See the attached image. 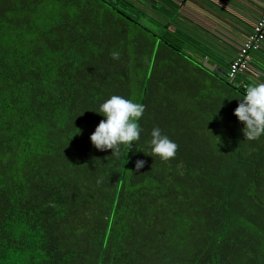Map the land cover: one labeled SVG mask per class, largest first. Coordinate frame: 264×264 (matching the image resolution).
<instances>
[{
	"label": "trees",
	"instance_id": "1",
	"mask_svg": "<svg viewBox=\"0 0 264 264\" xmlns=\"http://www.w3.org/2000/svg\"><path fill=\"white\" fill-rule=\"evenodd\" d=\"M180 6L0 0V264H264V136L225 98L251 82ZM111 95L144 105L119 158L89 140Z\"/></svg>",
	"mask_w": 264,
	"mask_h": 264
},
{
	"label": "clouds",
	"instance_id": "2",
	"mask_svg": "<svg viewBox=\"0 0 264 264\" xmlns=\"http://www.w3.org/2000/svg\"><path fill=\"white\" fill-rule=\"evenodd\" d=\"M111 56L113 59H119L118 52H112ZM225 98L229 100L235 98L238 101L233 115L238 122L243 123L241 130L244 139L253 141L264 136V83L249 85L240 98ZM93 112L104 117L89 136L90 143L95 149L99 151L110 149V155L119 158L122 147L126 152L135 147V142L140 139L142 131L138 121L144 112L143 104L119 95H111L99 104L97 111ZM148 147L149 156L155 155L161 161H168L176 155V143L162 134L159 127H153L151 130ZM143 165V160H137L134 167L140 169Z\"/></svg>",
	"mask_w": 264,
	"mask_h": 264
},
{
	"label": "crops",
	"instance_id": "3",
	"mask_svg": "<svg viewBox=\"0 0 264 264\" xmlns=\"http://www.w3.org/2000/svg\"><path fill=\"white\" fill-rule=\"evenodd\" d=\"M176 1H181L179 10L182 17L202 30L219 51L220 58L227 62L234 57L238 46L250 32L253 21L264 10V0ZM258 51L253 53L249 70L244 73L251 84L264 83V42ZM217 66L214 68L224 74V68Z\"/></svg>",
	"mask_w": 264,
	"mask_h": 264
},
{
	"label": "built area",
	"instance_id": "4",
	"mask_svg": "<svg viewBox=\"0 0 264 264\" xmlns=\"http://www.w3.org/2000/svg\"><path fill=\"white\" fill-rule=\"evenodd\" d=\"M263 42L264 10L253 21L250 32L242 40L234 57L229 61L226 69V75L229 80H234L236 76L249 70V63L253 53L261 48Z\"/></svg>",
	"mask_w": 264,
	"mask_h": 264
},
{
	"label": "rangeland",
	"instance_id": "5",
	"mask_svg": "<svg viewBox=\"0 0 264 264\" xmlns=\"http://www.w3.org/2000/svg\"><path fill=\"white\" fill-rule=\"evenodd\" d=\"M190 50H191V49H190ZM188 53H189V52H188ZM191 53H192V52H191ZM186 57H188V56H186ZM172 65H173V64H172ZM176 67H177V64H174L173 68L175 69ZM186 68H187V66H186ZM189 68L192 70L191 64H190ZM175 75H180V73H179V72H176Z\"/></svg>",
	"mask_w": 264,
	"mask_h": 264
},
{
	"label": "water",
	"instance_id": "6",
	"mask_svg": "<svg viewBox=\"0 0 264 264\" xmlns=\"http://www.w3.org/2000/svg\"><path fill=\"white\" fill-rule=\"evenodd\" d=\"M254 83V82H253Z\"/></svg>",
	"mask_w": 264,
	"mask_h": 264
}]
</instances>
